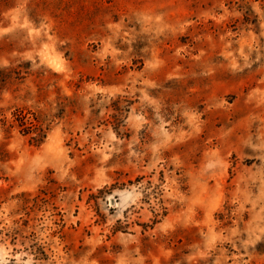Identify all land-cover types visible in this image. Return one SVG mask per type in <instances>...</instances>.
<instances>
[{"label": "rangeland", "instance_id": "rangeland-1", "mask_svg": "<svg viewBox=\"0 0 264 264\" xmlns=\"http://www.w3.org/2000/svg\"><path fill=\"white\" fill-rule=\"evenodd\" d=\"M0 264H264V0H0Z\"/></svg>", "mask_w": 264, "mask_h": 264}, {"label": "trees", "instance_id": "trees-1", "mask_svg": "<svg viewBox=\"0 0 264 264\" xmlns=\"http://www.w3.org/2000/svg\"><path fill=\"white\" fill-rule=\"evenodd\" d=\"M29 131V130H28ZM34 133L33 136H31L34 140H36L37 142H42L46 136L44 130L42 127L40 126H34L32 128H30V131Z\"/></svg>", "mask_w": 264, "mask_h": 264}]
</instances>
